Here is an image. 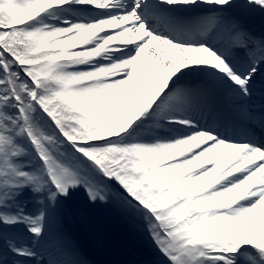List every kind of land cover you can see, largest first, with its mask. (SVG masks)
<instances>
[{
  "label": "snow or ice",
  "instance_id": "snow-or-ice-1",
  "mask_svg": "<svg viewBox=\"0 0 264 264\" xmlns=\"http://www.w3.org/2000/svg\"><path fill=\"white\" fill-rule=\"evenodd\" d=\"M264 0H0V264H86L64 205L138 218L159 264H264Z\"/></svg>",
  "mask_w": 264,
  "mask_h": 264
},
{
  "label": "rangeland",
  "instance_id": "rangeland-1",
  "mask_svg": "<svg viewBox=\"0 0 264 264\" xmlns=\"http://www.w3.org/2000/svg\"><path fill=\"white\" fill-rule=\"evenodd\" d=\"M244 23L264 33V16L246 17ZM61 227L89 264H159L162 259L138 218L115 205L92 204L83 190L66 201Z\"/></svg>",
  "mask_w": 264,
  "mask_h": 264
},
{
  "label": "bare ground",
  "instance_id": "bare-ground-1",
  "mask_svg": "<svg viewBox=\"0 0 264 264\" xmlns=\"http://www.w3.org/2000/svg\"><path fill=\"white\" fill-rule=\"evenodd\" d=\"M262 18H263V17H262ZM80 257H81V259H82V256H80ZM82 260H84V259H82ZM84 261L86 262V264H89L87 260H84Z\"/></svg>",
  "mask_w": 264,
  "mask_h": 264
}]
</instances>
